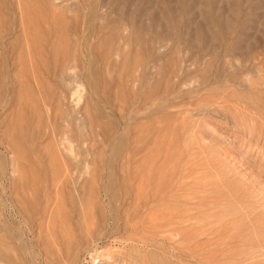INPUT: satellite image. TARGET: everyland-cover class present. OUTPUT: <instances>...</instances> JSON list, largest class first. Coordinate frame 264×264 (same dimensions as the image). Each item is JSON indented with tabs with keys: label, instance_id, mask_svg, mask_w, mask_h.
<instances>
[{
	"label": "rangeland",
	"instance_id": "rangeland-1",
	"mask_svg": "<svg viewBox=\"0 0 264 264\" xmlns=\"http://www.w3.org/2000/svg\"><path fill=\"white\" fill-rule=\"evenodd\" d=\"M0 156V264H264V0H0Z\"/></svg>",
	"mask_w": 264,
	"mask_h": 264
},
{
	"label": "bare ground",
	"instance_id": "bare-ground-1",
	"mask_svg": "<svg viewBox=\"0 0 264 264\" xmlns=\"http://www.w3.org/2000/svg\"><path fill=\"white\" fill-rule=\"evenodd\" d=\"M153 52H154V51H153ZM151 55H152V53H151ZM88 78L90 79V76H89ZM89 79H88V80H89ZM89 81H90V80H89ZM80 84H81V83H80ZM1 154H2V153H1ZM2 155H3V158H4V153H3ZM2 155H1V156H2ZM1 156H0V157H1ZM3 158H2V160L5 161ZM0 159H1V158H0ZM1 167H2V166H1ZM4 170H5V169H4ZM1 174H2V172H1ZM108 183H109V182H107V184H108ZM55 184H56V183H55ZM104 186H105V185H104ZM112 188H114V187H112ZM106 190H107V189H106ZM106 190L104 189V192H105V193H107ZM111 190H112V189H111ZM110 193H111V192H109V194H110ZM115 193H116V192H115ZM112 194H114V193H112ZM112 194H111V195H112ZM105 195L107 196V194H105ZM109 196H110V195H109ZM112 196H113V195H112ZM107 198H108V197H107ZM109 199H110V198H109ZM109 199H108V200H109ZM109 203H110V202H109ZM112 204H113V202H112ZM110 206H111V204H110ZM110 206H109V207H110ZM113 206H114V205H113ZM26 208H27V207H26ZM21 210H22V209H21ZM23 210H24V209H23ZM0 239H1V238H0ZM2 240H3V239H2ZM5 250H6V249H5ZM91 254H92V253H91ZM92 256H93V255H92ZM99 257H102V258H103V257H104V253H102V254L100 253V256H99ZM178 257H179V256H178ZM180 258H182V256H181ZM194 258H196V257H194ZM2 259H3V256H2ZM103 259H104V258H103ZM196 259H198V258H196ZM101 260H102V259H101ZM188 261H190V260H188ZM197 261H198V260H197ZM199 261H200V260H199ZM199 261H198V262H199ZM4 262H5V261H4ZM193 262H194V261H193ZM6 263H7V261H6ZM96 263H98V261H96ZM199 264H200V263H199Z\"/></svg>",
	"mask_w": 264,
	"mask_h": 264
}]
</instances>
